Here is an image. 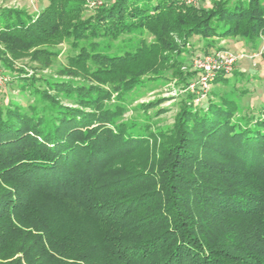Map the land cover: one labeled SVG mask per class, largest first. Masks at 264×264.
Instances as JSON below:
<instances>
[{"label": "trees", "instance_id": "1", "mask_svg": "<svg viewBox=\"0 0 264 264\" xmlns=\"http://www.w3.org/2000/svg\"><path fill=\"white\" fill-rule=\"evenodd\" d=\"M85 3L0 6V53L36 62L0 55L34 99L0 103V264H264V106L237 103L218 74L221 89L204 104L187 93L169 126L153 120L163 99L125 116L146 81L194 79L195 37L258 46L264 0Z\"/></svg>", "mask_w": 264, "mask_h": 264}, {"label": "rangeland", "instance_id": "2", "mask_svg": "<svg viewBox=\"0 0 264 264\" xmlns=\"http://www.w3.org/2000/svg\"><path fill=\"white\" fill-rule=\"evenodd\" d=\"M184 1L185 3L190 5L210 6L214 1L217 0H192L191 3H189L187 0ZM47 2L48 0H0V6L19 8L22 10H26L30 14H36L45 7ZM84 2H86L85 4L87 6L85 14H89L92 11V8L102 4L103 0H84ZM146 37L148 38V40L152 39L150 36ZM209 40H213V42H215L213 46H210L212 47L210 50H208L210 47L207 45L205 46L202 39H198L197 37L192 39L191 43L187 46L189 52L186 57L194 59L196 57L195 55H202L205 51L206 54H208L218 49H221V47L217 45L220 39L213 37ZM231 40H229L228 45L230 47L237 48V46L234 45V42ZM241 42L243 43V41ZM249 44L250 43H248V45ZM59 49L61 50L57 57L53 56L55 58H53L50 62V66H48L42 71L44 74L57 76V70H59L62 67L63 62H65L64 54L68 51V45L64 42H60L57 46L50 47L51 51H56ZM262 50L264 51L263 46ZM0 55L5 56L11 62L15 69L25 68L27 71H29L32 70V66L36 64V62L30 60L29 54L25 52L16 55H11L9 53H0ZM0 66L3 68V71L9 76L12 75L11 72L13 70H11L10 67L5 66L2 59H0ZM258 67L259 68H254L250 71H247L243 75H232L231 78L226 81L229 88L227 87L222 89L223 91H228L229 89H232V94L229 96L230 98H233L237 103L241 102L242 104L252 106L254 110L264 106V84L254 83V79L252 77V74L255 75L256 73H258V71L260 75H264L260 71V69L264 67V58H261L259 60ZM189 68V70L194 71V69L192 68V63L191 67ZM165 76L166 78H161L154 81H146L145 83H143V86H139L134 89L126 98V104L129 110L125 114V116H129L132 113L131 108L138 107L141 103H147L149 101L163 99V101L160 103V106L161 108H167V110L162 112L158 116L153 115V120L156 122L155 125H159L161 127L171 125L173 122L174 115L178 110V103L180 99L184 98L187 93L194 94V100L198 95L189 89L188 86L190 82L185 85L179 83L177 79H172L171 71H166ZM213 86L214 83L211 84L209 92L211 89H221L218 86ZM240 89H246L247 92H241ZM33 100L34 99L31 95L20 90L16 80L14 79L10 80L8 84H6L2 89H0V103H7L8 101H11L19 102L23 105H26L32 103ZM63 101L65 102L66 100L63 99ZM202 103L204 104L206 103V101L204 100Z\"/></svg>", "mask_w": 264, "mask_h": 264}, {"label": "built area", "instance_id": "3", "mask_svg": "<svg viewBox=\"0 0 264 264\" xmlns=\"http://www.w3.org/2000/svg\"><path fill=\"white\" fill-rule=\"evenodd\" d=\"M191 3L192 0H187ZM264 47V38H263ZM262 49L250 54V58L259 56ZM244 53H236L230 49L221 48L212 53L196 56L192 59V68L196 75L189 83V89L198 96L195 102H199L207 97L209 88L218 74L228 75L233 71L238 60L246 57ZM10 80V76L3 71L0 66V88L4 87Z\"/></svg>", "mask_w": 264, "mask_h": 264}, {"label": "crops", "instance_id": "4", "mask_svg": "<svg viewBox=\"0 0 264 264\" xmlns=\"http://www.w3.org/2000/svg\"><path fill=\"white\" fill-rule=\"evenodd\" d=\"M232 39V40H231ZM229 40L233 41L234 42V45L237 46V48H234V47H230L228 44H229ZM243 41V43L241 42ZM219 47L221 48H226V49H230L236 53H244L246 54L247 56L238 60L235 67H234V70L232 71L231 74H228L226 75L227 77H230L232 75H243L245 74L247 71H250L252 69H256V68H259L258 65H259V60L261 58H264V52H263V55H259V56H256L254 58H250L249 55L250 54H253L255 52H258L259 50L262 49V46H263V40H261L258 44V46L255 44L252 45V44H249L245 41V40H242L241 38H238V37H228V38H224V39H220L218 41V44H217ZM248 45V47H247ZM246 46V47H245ZM212 47H210L208 50H210ZM261 68V67H260ZM260 71L264 74V67H262L260 69ZM252 77L254 79V83L256 84H260V83H263L264 84V75H260L259 74V71L258 73H256L255 75L252 74ZM219 86H222L220 84H218ZM214 86H216V84H214ZM213 86V87H214ZM211 91H213V89L210 90L209 94L211 93ZM212 94V93H211ZM252 107V106H251Z\"/></svg>", "mask_w": 264, "mask_h": 264}]
</instances>
